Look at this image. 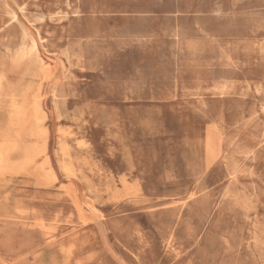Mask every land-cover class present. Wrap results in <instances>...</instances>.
Here are the masks:
<instances>
[{
  "label": "rangeland",
  "instance_id": "rangeland-1",
  "mask_svg": "<svg viewBox=\"0 0 264 264\" xmlns=\"http://www.w3.org/2000/svg\"><path fill=\"white\" fill-rule=\"evenodd\" d=\"M39 64L56 180L0 177V264H264V0H0V144Z\"/></svg>",
  "mask_w": 264,
  "mask_h": 264
},
{
  "label": "bare ground",
  "instance_id": "bare-ground-1",
  "mask_svg": "<svg viewBox=\"0 0 264 264\" xmlns=\"http://www.w3.org/2000/svg\"><path fill=\"white\" fill-rule=\"evenodd\" d=\"M49 78V68L39 64L31 81L20 92L13 94L11 97L12 109L15 119L18 121L19 132L0 144V177L24 175L31 173L30 170L33 169L39 176V185L47 186L56 180V176L51 169V161L47 155L46 116L42 109L43 97L41 95V91ZM61 152L65 156L66 149L64 145ZM58 165L59 169L66 175L72 174L64 158L59 160Z\"/></svg>",
  "mask_w": 264,
  "mask_h": 264
}]
</instances>
